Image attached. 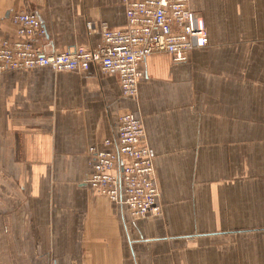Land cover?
I'll return each instance as SVG.
<instances>
[{
  "label": "crops",
  "instance_id": "crops-1",
  "mask_svg": "<svg viewBox=\"0 0 264 264\" xmlns=\"http://www.w3.org/2000/svg\"><path fill=\"white\" fill-rule=\"evenodd\" d=\"M190 7L208 45L147 57L136 98L96 67L0 73V264H264V0ZM19 11L38 14L45 51L127 26L123 0H0V36ZM125 112L156 153L159 215L134 219L86 182L89 148L114 147Z\"/></svg>",
  "mask_w": 264,
  "mask_h": 264
},
{
  "label": "built area",
  "instance_id": "built-area-1",
  "mask_svg": "<svg viewBox=\"0 0 264 264\" xmlns=\"http://www.w3.org/2000/svg\"><path fill=\"white\" fill-rule=\"evenodd\" d=\"M127 26H101V42L74 51L45 49L36 43L47 32L38 14L19 11L11 16L15 36H0V73L16 69L48 67L59 71H88L117 74L122 94L136 98L145 73L140 65L154 53H167L174 62H184L194 49L208 45L205 21L190 7V0H123ZM92 33L95 23L87 22ZM117 143L89 148L93 168L87 184L98 195L126 208L134 219L159 215L162 205L156 183L155 151L146 143L143 121L132 112L118 120ZM64 264H77L68 262Z\"/></svg>",
  "mask_w": 264,
  "mask_h": 264
}]
</instances>
